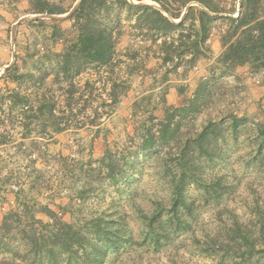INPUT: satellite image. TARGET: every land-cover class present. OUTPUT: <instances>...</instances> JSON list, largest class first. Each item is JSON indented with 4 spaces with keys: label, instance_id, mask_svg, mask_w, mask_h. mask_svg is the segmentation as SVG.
<instances>
[{
    "label": "trees",
    "instance_id": "1",
    "mask_svg": "<svg viewBox=\"0 0 264 264\" xmlns=\"http://www.w3.org/2000/svg\"><path fill=\"white\" fill-rule=\"evenodd\" d=\"M64 1L26 0L27 10L64 14L70 10ZM149 1L155 5L81 0L65 18L24 22L30 28L48 26L49 31L40 44L35 32L28 33L24 54H16L4 68L0 111L3 105L16 109L22 139H29L42 161L65 171L71 185L76 177L81 182L56 208L16 198V205L0 217V264H106L111 254L177 250L178 242L186 239L216 264H264V195L251 185L252 198L242 205L244 212H238L244 176L234 166L257 173L264 165V105L247 153L234 156L230 150L237 146L242 117L228 113L196 125L198 115L219 97L215 70L221 76H237L239 67L264 70V0ZM216 20L221 23V50L212 57L209 39ZM65 21L69 27L62 26ZM123 21L130 23L133 37L156 44L164 64L172 62L186 71L202 59L212 57L214 62L210 74L198 79L181 105L161 96L162 117L142 107L145 96L134 101L131 133L121 145L107 143L97 159L81 162L77 175L69 169L75 159L45 149L40 141L97 126L119 103L128 88L115 70ZM87 71H93L101 85L85 80L80 86L75 79ZM147 161L154 162L158 174V188L151 190L138 184ZM102 185L98 197L104 199L103 207L75 219L76 201L83 202ZM208 209L213 220L204 222ZM65 212L70 213L69 220L63 218Z\"/></svg>",
    "mask_w": 264,
    "mask_h": 264
},
{
    "label": "rangeland",
    "instance_id": "2",
    "mask_svg": "<svg viewBox=\"0 0 264 264\" xmlns=\"http://www.w3.org/2000/svg\"><path fill=\"white\" fill-rule=\"evenodd\" d=\"M76 1L65 0L64 5L71 9ZM133 1L139 2L138 0ZM27 8L26 0L17 2L0 0V75L4 70L3 67L14 60L12 55L15 57L16 54L18 56L24 54L28 33L35 32L39 38L37 44H40L43 36L49 31L48 26L30 28L24 22L20 23L16 28L14 45H12V25L18 18L34 14L28 12ZM129 24L127 21L121 24L123 33L119 36L116 45L119 62L115 69L120 78L127 80L128 88L120 97L114 110L109 115L103 116L97 126H86L61 132L53 139L45 138L40 141L45 149L58 151L62 155L75 159L69 169L75 170L77 175L81 162H85L88 158L97 159L102 155L107 143L121 145L127 134L131 133L134 101L141 100L145 96L141 100L142 107L162 117L161 96L163 95L170 104L181 105L192 95L198 79L210 74V67L214 62L212 57L221 50L219 41L221 23L216 20L209 39L212 57L202 59L196 66L183 71V68L176 67L172 62L162 63L158 57L156 44L140 36L133 37L131 34L134 31ZM62 26L69 27L70 24L65 21ZM55 48L58 49L59 45L57 44ZM236 73L237 76L230 74L221 76L215 70V85L219 87L217 91L219 97L216 96L214 104L206 108L196 119V125L199 126L208 117L218 119L228 113L242 117L243 123L238 127L237 146L230 148L231 138L226 129L225 138L234 156L249 152L256 123L263 117L261 110L264 105V70L250 72L246 67H239ZM95 78L93 71H87L77 76L75 80L80 86L85 80H94L96 86L101 85ZM7 86L13 85L9 83ZM4 87L6 84L0 79V89ZM93 95H97L96 90H93ZM0 118L4 120L3 125H0V140L3 142L0 144V217L16 205V198L48 204L53 208H56L55 205L58 203H66L67 192L79 187L81 180L76 177L71 185L72 179L68 174L66 175L65 171L48 165L39 158L35 149L28 145L29 139H22L24 129L20 124L21 118L16 109H7L3 105ZM33 135L34 131L29 138ZM153 165V161L144 163L138 181L140 187L146 190L158 188L155 184L158 174L154 171ZM234 166L238 168L236 173L238 175L243 173L244 176L236 201L237 211L244 212L242 205L252 198L251 185L255 186L262 196L264 195V165L261 169L258 168L257 173H247L240 166ZM103 187L104 185L97 187L96 193H90L83 202L76 201L77 205L73 208L75 219L88 216L91 212L103 207L104 199L98 197L102 194ZM109 192L111 190L106 191V193ZM202 217L204 222L213 220V211L205 210ZM63 218L69 220L70 213L65 212ZM178 247L177 250L168 251L164 249L155 251L150 248L129 249L119 254H111L106 264H172L173 260L175 261L173 264H216L214 259L198 253L187 239L178 242Z\"/></svg>",
    "mask_w": 264,
    "mask_h": 264
},
{
    "label": "water",
    "instance_id": "3",
    "mask_svg": "<svg viewBox=\"0 0 264 264\" xmlns=\"http://www.w3.org/2000/svg\"><path fill=\"white\" fill-rule=\"evenodd\" d=\"M81 0H77L75 2V4L72 6V8L65 14H28L25 16H22L20 18L17 19V21L12 25L11 27V43L12 45H14V38H15V34H16V28L20 23L35 19V18H48V19H62L65 18L67 15H69L72 11H74L78 4L80 3ZM132 1V0H130ZM133 3H138V4H153L152 2L148 1V0H141L139 2H134ZM155 5V4H153ZM187 8V6H186ZM186 8L184 9V11L181 14V17L183 16V14L186 11ZM180 20V18L178 19ZM176 20V21H178ZM12 58L14 59V55H12ZM11 63V62H10ZM10 63L8 65H10ZM8 65H5L3 68L7 67Z\"/></svg>",
    "mask_w": 264,
    "mask_h": 264
},
{
    "label": "crops",
    "instance_id": "4",
    "mask_svg": "<svg viewBox=\"0 0 264 264\" xmlns=\"http://www.w3.org/2000/svg\"><path fill=\"white\" fill-rule=\"evenodd\" d=\"M219 53V52H218Z\"/></svg>",
    "mask_w": 264,
    "mask_h": 264
}]
</instances>
